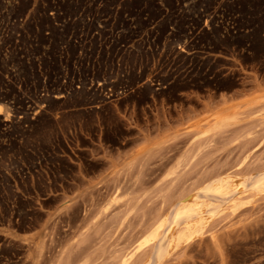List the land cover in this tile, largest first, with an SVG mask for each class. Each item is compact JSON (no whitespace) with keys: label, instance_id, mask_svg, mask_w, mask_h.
<instances>
[{"label":"rangeland","instance_id":"rangeland-1","mask_svg":"<svg viewBox=\"0 0 264 264\" xmlns=\"http://www.w3.org/2000/svg\"><path fill=\"white\" fill-rule=\"evenodd\" d=\"M241 2L0 0V264H264V0Z\"/></svg>","mask_w":264,"mask_h":264},{"label":"bare ground","instance_id":"bare-ground-1","mask_svg":"<svg viewBox=\"0 0 264 264\" xmlns=\"http://www.w3.org/2000/svg\"><path fill=\"white\" fill-rule=\"evenodd\" d=\"M1 111V106H0ZM258 183L264 185V176L257 180ZM214 188H207L203 190V193L207 195V193H211L213 195L218 194L215 192ZM199 192H196L194 196H198ZM223 195V194H219ZM202 214L201 210L197 208V206L191 201L187 204L182 205L181 207H177L174 209L173 213H171L170 217L168 218L169 222L163 227L161 234H155L151 239L154 241L153 243V260L156 262L160 258H162L166 253H168L174 245L173 238L170 237L172 230L178 226L182 221L186 222V230L183 234L184 238H188L187 236L190 235L189 230L191 229L192 225L189 224V221L192 219L199 217ZM188 222V223H187ZM182 234V235H183Z\"/></svg>","mask_w":264,"mask_h":264},{"label":"trees","instance_id":"trees-1","mask_svg":"<svg viewBox=\"0 0 264 264\" xmlns=\"http://www.w3.org/2000/svg\"><path fill=\"white\" fill-rule=\"evenodd\" d=\"M235 2L237 3L238 8H239V10H238L239 11V14H241V15L245 14V12H244V6H243V3L241 2V0H235ZM246 16H248V15H246ZM247 29H248V31L251 32L252 30H254V25L253 26H251V25L250 26L249 25H245V26L239 27L238 30L246 31ZM258 34H259V36H261L264 39V28H260L258 30Z\"/></svg>","mask_w":264,"mask_h":264}]
</instances>
